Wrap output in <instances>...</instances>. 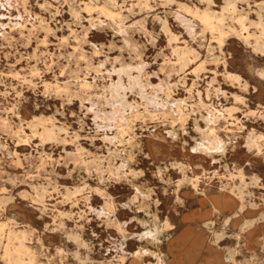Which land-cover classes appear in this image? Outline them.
Returning a JSON list of instances; mask_svg holds the SVG:
<instances>
[{"label": "rangeland", "instance_id": "1", "mask_svg": "<svg viewBox=\"0 0 264 264\" xmlns=\"http://www.w3.org/2000/svg\"><path fill=\"white\" fill-rule=\"evenodd\" d=\"M262 35L264 0H0V264H264Z\"/></svg>", "mask_w": 264, "mask_h": 264}, {"label": "bare ground", "instance_id": "2", "mask_svg": "<svg viewBox=\"0 0 264 264\" xmlns=\"http://www.w3.org/2000/svg\"><path fill=\"white\" fill-rule=\"evenodd\" d=\"M262 5V4H261ZM260 5V6H261ZM263 7V6H262ZM103 10V9H102ZM206 12V11H205ZM234 12H236V10L234 11ZM198 13V12H197ZM196 13V14H197ZM74 14V13H73ZM199 14V13H198ZM108 15V14H107ZM236 16V15H235ZM241 16V15H240ZM240 18V17H239ZM243 18V17H242ZM245 19V18H244ZM203 20H204V22L207 24V25H213L214 23H216V22H214L213 21V15H211V14H209V13H206V14H204L203 15ZM241 22V21H240ZM244 23H245V21H244ZM243 23V24H244ZM243 24H242V26H243ZM258 24V23H257ZM261 24V23H260ZM247 25V24H246ZM248 26V25H247ZM218 27H220V26H218ZM262 27V26H261ZM215 28V27H214ZM242 28H244V27H242ZM217 29H221V28H217ZM216 29V30H217ZM262 29V28H261ZM222 30V29H221ZM220 30V31H221ZM233 29H231V31H232ZM242 30V29H241ZM218 31V30H217ZM231 31H230V33H231ZM238 31V30H237ZM247 31V30H246ZM225 33H227V31H225ZM233 33L235 34V31H233ZM261 33H262V31H261ZM221 34H222V31H221ZM229 34V33H228ZM240 34V33H239ZM254 35V34H253ZM255 35H257V34H255ZM227 36V35H226ZM229 36V35H228ZM227 36V37H228ZM242 36H243V34H242ZM262 36H264V35H262ZM239 37H241V36H239ZM226 38V37H225ZM244 38V37H243ZM260 38V37H259ZM264 38V37H263ZM223 39V38H222ZM227 39V38H226ZM241 39H242V37H241ZM249 40V39H248ZM256 40V39H255ZM259 41V40H258ZM261 41V40H260ZM264 42V41H263ZM257 44V43H256ZM132 45V44H131ZM260 45V44H259ZM259 45H257V46H259ZM255 46V45H254ZM253 46V47H254ZM263 46V45H262ZM220 47V46H219ZM256 47V46H255ZM263 49H264V47H263ZM260 50V49H259ZM262 50V49H261ZM180 51H182L181 49H180ZM184 51V50H183ZM179 52V51H178ZM182 53V52H181ZM180 53V54H181ZM261 53V52H260ZM264 53V52H263ZM263 53H261L262 55H263ZM182 55V54H181ZM183 57H185V55H183ZM106 59V58H105ZM185 59V58H184ZM186 73V72H185ZM262 74V73H261ZM264 74V73H263ZM232 75V74H231ZM229 77V76H228ZM234 78V77H233ZM241 79V78H240ZM244 83V82H243ZM240 85V84H239ZM242 85V84H241ZM168 102V101H167ZM168 106V105H167ZM166 106V107H167ZM259 106H261V105H259ZM170 107V106H169ZM168 107V108H169ZM159 109V108H158ZM161 109V108H160ZM253 111V110H252ZM256 111V110H255ZM254 112V111H253ZM259 113V112H258ZM153 115H155V113L153 114ZM220 115V114H219ZM217 116H218V114H217ZM222 116V115H221ZM220 116V117H221ZM154 117V116H153ZM219 117V118H220ZM263 117V116H262ZM20 132H22V131H20ZM23 133V132H22ZM205 133V132H204ZM23 135V134H22ZM21 135V136H22ZM203 135V134H202ZM252 136V135H251ZM256 136V135H255ZM202 137V136H201ZM204 137V136H203ZM208 138V137H207ZM201 139V138H200ZM199 139V140H200ZM204 139H206L205 137H204ZM202 140V139H201ZM208 140V139H207ZM210 140H211V138H210ZM132 141V140H131ZM209 142V141H208ZM207 144V143H206ZM196 145H197V143H196ZM201 145V144H200ZM203 146V145H202ZM204 146H206V145H204ZM223 146H225V145H223ZM198 149H200V148H198ZM223 149V148H222ZM221 150V149H220ZM225 149H223L222 151H224ZM127 153H128V151H127ZM130 154V153H129ZM129 159V158H128ZM127 159V160H128ZM129 161V160H128ZM131 161V160H130ZM128 163V162H127ZM238 170V169H237ZM243 172V171H242ZM242 178V177H241ZM257 181V180H256ZM197 183V182H196ZM195 185V184H194ZM42 190H45V189H42ZM242 192V191H241ZM144 194V193H143ZM142 194V195H143ZM243 194V193H242ZM149 195V194H148ZM244 195V194H243ZM144 197H146V196H144ZM244 198V197H243ZM217 209V208H216ZM2 224V223H1ZM10 229V228H9ZM12 229V228H11ZM1 230H3V229H1ZM23 230H21V232H22ZM147 231V230H146ZM9 232V231H8ZM19 232V231H18ZM26 233V232H25ZM15 235V237L17 236L18 237V234H16V232L12 229V230H10V232H9V237H10V235ZM13 235V236H14ZM23 235H24V237H25V234L23 233ZM158 235V234H157ZM14 237V238H15ZM17 237H16V239H17ZM22 237V236H21ZM11 238V237H10ZM9 239V238H8ZM15 239V240H16ZM19 239V238H18ZM24 239V238H23ZM13 240V239H12ZM26 240V239H25ZM20 240H18V242H19ZM21 241H23V240H21ZM19 244V243H18ZM11 250V249H10ZM26 250H28V248H27V245L25 244V243H23V242H20V244L18 245V247L16 248H14V251H16L17 253L16 254H18V257H17V259L16 260H14L15 262H21V260H23L22 259V257L20 256L22 253H24ZM30 250H31V248H30ZM10 252V251H9ZM13 252V251H12ZM22 252V253H21ZM14 253V252H13ZM25 253H27V252H25ZM153 254V253H152ZM7 255V254H6ZM9 255H10V257H12V253H9ZM160 256V255H159ZM9 256L7 257V258H10ZM6 258V257H5ZM9 261V260H8ZM13 263V262H12ZM16 264V263H15Z\"/></svg>", "mask_w": 264, "mask_h": 264}]
</instances>
